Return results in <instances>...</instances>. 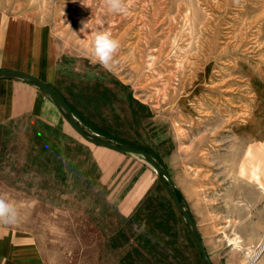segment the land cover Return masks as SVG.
Listing matches in <instances>:
<instances>
[{
	"label": "rangeland",
	"instance_id": "obj_1",
	"mask_svg": "<svg viewBox=\"0 0 264 264\" xmlns=\"http://www.w3.org/2000/svg\"><path fill=\"white\" fill-rule=\"evenodd\" d=\"M125 7L127 12L118 14L108 11L104 0H0L6 23L48 36L56 57L49 84L120 138L148 146L201 233L213 238L215 252L224 257L240 249L236 234L251 233L224 218L232 195L231 122L243 128L254 82L264 73V0H125ZM95 30L120 42L112 70L91 55ZM126 92L148 106L139 124L130 116ZM47 100L53 110L18 114L0 124V195L16 207L15 225H22L24 213L56 216V208L34 200L66 207L81 203L89 212L93 201L95 214L102 215L118 194L126 195L132 203L125 217L105 210L110 213L106 248L116 252L100 264H159V256L163 264H200L155 172L136 158L88 142ZM241 138L234 145L240 154ZM258 158L262 164V151ZM262 236L244 245L241 264L257 251Z\"/></svg>",
	"mask_w": 264,
	"mask_h": 264
},
{
	"label": "crops",
	"instance_id": "obj_2",
	"mask_svg": "<svg viewBox=\"0 0 264 264\" xmlns=\"http://www.w3.org/2000/svg\"><path fill=\"white\" fill-rule=\"evenodd\" d=\"M5 18L1 12L0 69L22 70L51 83L55 76L56 57L48 36L42 31L33 34L27 25H14L12 21L6 23ZM52 108L44 93L31 84L15 79H0V124L18 114L35 115L42 109ZM230 137V167L227 170L232 195L229 199V214L225 215L224 220L246 225L251 228V233L236 234L239 238L237 242L242 243L237 247L240 249H231L223 257L220 252H215L213 238L205 237L196 225L212 264H222L223 259L225 264H241L244 245L253 244L263 237L264 73L262 78L254 82L252 104L243 128L239 129L238 123L231 122ZM240 137L245 143L241 154L239 146L236 149L234 147ZM261 151L263 162L257 164ZM34 201L40 204L39 207L56 208V216L41 212L28 216L24 213L21 226L0 223V264H100V259L104 261L105 256L116 252L106 248L110 213L105 210L114 209L119 218L125 217L132 203L126 195L119 198L118 194L117 200L107 204L109 206L102 215H96L93 201L91 212L85 210L81 203L66 207L64 204ZM35 206L34 203L32 207ZM64 208L67 210L64 211ZM101 220H104L103 224ZM258 264H264V251Z\"/></svg>",
	"mask_w": 264,
	"mask_h": 264
},
{
	"label": "water",
	"instance_id": "obj_3",
	"mask_svg": "<svg viewBox=\"0 0 264 264\" xmlns=\"http://www.w3.org/2000/svg\"><path fill=\"white\" fill-rule=\"evenodd\" d=\"M0 79H15L27 82L31 84L36 89H39L44 93L46 98H48L56 107L63 119L85 140L91 142L95 145L104 146L106 148L112 149L114 151L126 154L133 158H136L146 165H148L156 174L159 181L163 185L166 193L169 195L171 201L173 202L176 210L178 211L181 219L183 220L193 242L195 243L199 257L200 264H212L210 258L205 249L202 237L199 230L185 205L180 202L176 185L172 178L170 177L167 170L159 164L156 159L148 151L134 147L132 145L120 142L116 139L106 137L98 132L90 130L82 123H80L72 112V110L66 105L61 96L52 88V86L39 79L38 77L22 71L15 69H0Z\"/></svg>",
	"mask_w": 264,
	"mask_h": 264
},
{
	"label": "clouds",
	"instance_id": "obj_4",
	"mask_svg": "<svg viewBox=\"0 0 264 264\" xmlns=\"http://www.w3.org/2000/svg\"><path fill=\"white\" fill-rule=\"evenodd\" d=\"M108 11L124 14L127 12L125 0H104ZM121 45L110 32L95 30L90 48L91 55L95 61L106 70H112L115 64V56ZM18 221V211L14 204L4 196L0 195V223L15 224Z\"/></svg>",
	"mask_w": 264,
	"mask_h": 264
},
{
	"label": "trees",
	"instance_id": "obj_5",
	"mask_svg": "<svg viewBox=\"0 0 264 264\" xmlns=\"http://www.w3.org/2000/svg\"><path fill=\"white\" fill-rule=\"evenodd\" d=\"M121 86L123 88H126V86L122 85ZM53 88V87H52ZM54 89V88H53ZM106 89V88H104ZM55 90V89H54ZM60 96L61 98L64 100V102L66 103V105L72 110V112L75 114V116L77 117L78 121L80 123H82L84 126H86L87 128H89L90 130H93L95 132H98L106 137H109V138H113V139H116L120 142H123V143H126V144H129V145H132L134 147H137V148H140V149H143L145 151H148L150 154H152V156L156 159V161L161 164L159 162V159L157 157H155V155L152 153L151 149L146 146V145H143L137 141H130V140H126V139H122L120 138L118 135H117V131L112 129L110 126H105V125H102V124H98L96 122L95 119L92 118L91 114L87 111V109L85 107H83V105H79V103L77 101H74V99L72 98L71 101H67L66 98H64V96H62L57 90H55ZM125 99L127 101V106L129 107V113H130V116L132 118V120L139 124L140 122V112L142 110L145 111V113L147 114L149 112V109H148V106L140 101H138L137 99H135L130 92H126L125 94ZM90 100H88L87 102H89ZM101 105L100 104H95L94 107H96V110H101ZM139 122V123H138ZM177 195H178V198L180 200V202H183L182 198L180 197V195L178 194L177 192ZM133 250L135 252H137L138 254V250L133 247ZM160 258V259H159ZM157 260L159 262V264H163L162 262L165 261V258L163 256H159L157 257ZM138 261V259L136 260ZM132 264V263H131ZM133 264H139V261L137 263H133ZM146 264H148V261H146ZM168 264H175L174 262L172 261H168Z\"/></svg>",
	"mask_w": 264,
	"mask_h": 264
},
{
	"label": "built area",
	"instance_id": "obj_6",
	"mask_svg": "<svg viewBox=\"0 0 264 264\" xmlns=\"http://www.w3.org/2000/svg\"><path fill=\"white\" fill-rule=\"evenodd\" d=\"M262 242L257 245L258 249L253 255L252 254H246V258H247L246 264H258L257 260L260 256V254L264 251V242H263V244H262ZM41 264H44V263H41Z\"/></svg>",
	"mask_w": 264,
	"mask_h": 264
}]
</instances>
